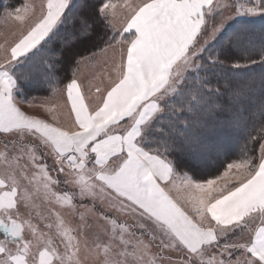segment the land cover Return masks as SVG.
<instances>
[{
  "label": "snow or ice",
  "instance_id": "obj_1",
  "mask_svg": "<svg viewBox=\"0 0 264 264\" xmlns=\"http://www.w3.org/2000/svg\"><path fill=\"white\" fill-rule=\"evenodd\" d=\"M117 7L112 0H99L95 6L96 18L111 31L108 48L118 50L115 79L89 107L74 72L65 85L68 124L58 122L63 105H39L53 121L48 122L22 111L16 96L25 85L57 90L59 58L45 46L64 27L75 29L73 40L90 39V18L74 0H43L38 15L27 2L14 10L16 21L35 19L11 45L0 44V264H264V126L250 137L259 144L258 162L245 154L227 165L223 177L206 183L180 171L207 166L221 150L219 137L240 127L242 111L235 108L239 93L221 103L223 94L212 86L211 77L224 66L221 55L239 46L247 25L240 23L221 49L206 57L203 53L230 20L264 16V0H237L229 16L223 13L230 6L220 0H124L119 27ZM6 16L13 18V11ZM69 43L65 40L64 47ZM259 57L264 64V48ZM226 58L233 68L257 63L250 56L243 65ZM21 63L29 68L18 73ZM95 91L101 93V88ZM258 110L264 116V103ZM221 113L224 118L218 119ZM41 146L52 156V168L65 176L62 183L73 191L56 190L61 181L40 162ZM232 169L237 170V183L228 179L219 185ZM169 185L188 193L191 213L171 195ZM40 192L45 202L73 212L79 198V207L87 211L99 202L127 213L140 236L126 239V233L135 236L130 226L101 212L105 224L100 229L108 242L101 244L97 237L91 246L82 238L86 234L76 233L53 212L55 225L44 227H55L61 249L33 222V197ZM85 200L92 202L91 208ZM84 216L81 212V220Z\"/></svg>",
  "mask_w": 264,
  "mask_h": 264
},
{
  "label": "trees",
  "instance_id": "obj_2",
  "mask_svg": "<svg viewBox=\"0 0 264 264\" xmlns=\"http://www.w3.org/2000/svg\"><path fill=\"white\" fill-rule=\"evenodd\" d=\"M17 0H2L0 9L6 6L16 5ZM15 2V3H14ZM77 6L85 16L90 18L92 23L90 39L81 42L79 38L72 39L75 29L71 27L61 28L57 37L45 46V49H51L56 57L59 58V63L56 64L54 84L56 89L64 86L73 78L79 69V64L76 61H82L85 56L94 55L107 46V36L111 35V31L105 29L103 24L95 16V6L99 0H74ZM12 4V5H11ZM85 5H87L85 7ZM259 28V33L255 36V40L248 42L247 47L243 49L231 48L226 55H221L220 59L224 60L223 68L217 69V74L212 78L213 87H219L223 94L219 100L223 104H227L229 98L234 93H239L240 102L235 105V108L242 111V119L240 127L237 131L229 132V136L236 137L235 144L231 148H225V152L214 157L215 163L208 166H196L180 169L181 172L187 171L193 179H207L215 176L218 171L224 170V167L229 161L236 160L238 156L247 154L249 157H259V144L253 143L250 139L256 136L261 127L264 126V116L259 112V106L264 103V64L260 63L259 51L264 48V19L251 23ZM68 40L70 43L68 47H64V41ZM247 50L245 52L244 50ZM62 53V54H61ZM46 54V53H45ZM238 60L242 65L246 64L248 57L256 60L255 64H248L246 67L233 68L231 67V59ZM28 70V64L17 65L16 71L23 72ZM53 90L49 87L32 88L29 86H22V90L17 93V100H29L32 98L48 97ZM245 116V117H244ZM221 113L218 119H223ZM222 169V170H221Z\"/></svg>",
  "mask_w": 264,
  "mask_h": 264
},
{
  "label": "rangeland",
  "instance_id": "obj_3",
  "mask_svg": "<svg viewBox=\"0 0 264 264\" xmlns=\"http://www.w3.org/2000/svg\"><path fill=\"white\" fill-rule=\"evenodd\" d=\"M0 0V4H1ZM32 0H17L16 1V5H12V6H6L2 9H0V44H5V41H7V43L5 44V47H7L9 44H11L22 32L25 31V29L28 27L29 22H32L35 19V15H32L28 18L25 19V21L20 22V21H16L14 19V10L17 7H22L24 5V3H29L31 5H34V2H30ZM40 1V0H37ZM112 2L114 4H116L118 7L116 9L117 12V20L115 21L117 24V27H119V16L121 13H123L124 11H126L124 8L120 7V5L124 4V0H112ZM129 2L131 3H137L138 0H129ZM221 4H228L230 6L229 10L224 11L223 15L225 16H229V15H234V10L232 9L231 6H233L237 0H220ZM239 2L243 3L244 0H239ZM15 3V2H14ZM6 11H13V18H9L6 16ZM221 19L220 16L216 17V21L218 22ZM264 16H255V17H237L235 20H230L229 24L223 29L222 33L219 34L217 36V38L210 42L209 47L207 49V51L205 53H203V55L206 57L208 55V53L212 52H216L218 49L222 48L223 42L224 40H226L233 32L236 28H238L240 26V23H245L248 27V31L247 33L243 34L238 41L239 46L238 47H233V49L235 48H240L243 49L244 47H247L248 42L251 41L252 39L255 40V36L257 33H259V28L255 27L253 24V22L256 21H260L263 20ZM212 18L209 17L208 19V25H209V30L211 29L212 26ZM203 42V41H201ZM105 48H101L100 51L106 49L108 46H104ZM99 51V52H100ZM98 53V52H97ZM91 56V55H89ZM86 58V56H85ZM24 63H21L20 65H23ZM28 68H29V64H28ZM219 69V67H218ZM214 76L211 77V83H212V78ZM213 86V84H212ZM215 88V87H214ZM38 99V98H37ZM22 101V103H20L21 105L26 106L24 99L19 100ZM29 110H31L34 113H38L41 115L45 114L42 111H38L39 109L37 108H29ZM245 117V116H244ZM229 132L223 133L220 137H219V142L221 144V150L219 152V154L225 152V148H231L234 144H235V138L234 136L228 137L229 136ZM3 143H4V139L3 136L0 135V151H3ZM35 143V142H33ZM44 149L42 148H38V153L43 156V159L40 161L41 163H46L49 166L50 169V174L54 177H58V179L61 181V183L57 186H55L57 191H63L66 188L69 191H73L74 189H72L70 186H66L64 183H62V181L65 179V176L63 174H59L57 171H55L52 166L54 161L51 159L52 156H48L45 155V151H43ZM9 152L12 151L11 147H9L8 149ZM218 155V154H217ZM214 155L212 160L208 163V165H213L215 162L214 157L217 156ZM245 154H242V156H238V158L236 160H231L229 161V163H234V162H238L239 160L243 159ZM27 160L25 159L24 161L21 160V164L24 165L26 164ZM227 163L224 167V170H222L221 172L218 171L217 174H215V176H211L208 177L207 179H199V180H195L198 183H206V181L208 179H216L217 177H223V174L225 171H228L227 169V165L229 164ZM207 165V166H208ZM31 166L30 169L28 167V174H31ZM237 172L236 169H232L231 171H229V176L228 177H224L223 179H219L218 180V184L223 186L225 181L228 179L232 180L233 184H236V180H235V173ZM25 184L27 183L26 181L24 182ZM184 205L189 207L191 209V206L187 203V195L188 193L184 191ZM33 201L36 205L35 208H33L32 214H33V222L35 224H37V226L42 230V231H46L49 232L52 236H53V242L54 244H56L58 247H61L62 249V245L60 244V237L55 235V227L53 226V228L51 229H47L44 227L45 224L47 223H52L53 225H55V216L53 215V212H59L60 215L62 216V218L65 220L67 226L71 227L72 229L76 230V233H82V234H86L84 235L82 238L87 239V241L89 242V244L91 246H94V241L96 240L97 237H99V241L101 244L107 243L108 242V237L105 236L103 234V232L100 229V225L105 224L104 221H101L99 219V214L101 212L106 213V215L113 217L117 220L118 223H125L127 225H129V232H134L135 236L134 237H130L127 233L125 234V238L126 239H135L136 237L140 236V231L138 229H134L131 227V225L135 224V220L128 215L127 213H117L114 210L107 208L106 206H101L99 204V202H97L95 210L94 211H87L86 209L80 208V200L79 198L76 199L75 203L77 205V209L75 212H73L72 210L68 209V208H60L58 205L55 204H49L47 202H45L44 198H43V193H37L34 195L33 197ZM85 205L88 208H91L92 202L90 200H85L84 201ZM192 210V209H191ZM22 211H24L22 209ZM39 212L41 216L44 217L43 220L40 219V216H37L36 213ZM81 212H85V216L84 219L81 220L80 218V213ZM75 234V233H74ZM145 240H147V238L145 237ZM155 251V249H153V252Z\"/></svg>",
  "mask_w": 264,
  "mask_h": 264
},
{
  "label": "crops",
  "instance_id": "obj_4",
  "mask_svg": "<svg viewBox=\"0 0 264 264\" xmlns=\"http://www.w3.org/2000/svg\"><path fill=\"white\" fill-rule=\"evenodd\" d=\"M30 2L32 3L34 2V5H33L34 12L36 15H38L40 11V5L43 2V0H40V1L32 0ZM32 23L33 21L29 22L28 27ZM28 27L25 29L24 32L27 31ZM20 35L14 41H16L20 37ZM114 59H118V50H114L112 48L107 47L106 49L94 55L86 56V58H83L82 61L80 62L79 69L75 75V78L81 84L83 95L85 98V103L89 107H94L97 103L98 98L102 94L106 95L105 90L109 87V84L111 83V81L115 79V72L113 70ZM65 85L62 86L61 88H58L56 91H53L48 97H39V98L37 97L38 99L32 98V99L23 101L25 102L26 106L20 104L19 106L21 107V110L24 111L28 115L37 116L38 118L44 119L48 122H53L49 114L44 110L43 107H39V105L41 104L63 105L64 106L63 111L57 113L58 122L60 124H68L70 105L67 103V94L65 90ZM96 87L101 88V93H96L95 91ZM29 102H31V104L33 105L32 107H29ZM29 108L31 109L37 108L39 109L38 111L39 112L42 111L45 114V116L38 114V113H34L31 110H29ZM72 119H74V117ZM29 140H31V138H29ZM33 142L35 141L32 140V143ZM40 148L44 149L43 151L45 152L48 151L43 146H41ZM48 156H51V155H48ZM51 159L53 160V158ZM0 166H2V162H0ZM28 167L30 169V165ZM168 187L171 189V195L177 199V201L180 203L182 207L185 208V210L191 213L192 210L189 207L185 206L183 202L185 199L184 191H180L175 188H172L171 185H169Z\"/></svg>",
  "mask_w": 264,
  "mask_h": 264
}]
</instances>
